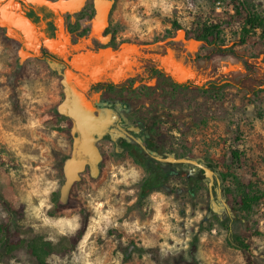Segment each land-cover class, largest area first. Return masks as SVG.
Returning a JSON list of instances; mask_svg holds the SVG:
<instances>
[{"label": "rangeland", "instance_id": "obj_1", "mask_svg": "<svg viewBox=\"0 0 264 264\" xmlns=\"http://www.w3.org/2000/svg\"><path fill=\"white\" fill-rule=\"evenodd\" d=\"M48 1L51 6L38 5L37 12L50 45L37 31L19 36L8 20L0 22V255L5 238L17 243L42 236L53 244L51 264H248L230 242L231 231L264 264V195L249 211L235 202L242 183L264 192V39L235 46L256 65L245 77L242 59L197 58L203 43L171 24L191 28L219 19L229 12L227 0L222 12L218 0ZM92 1L110 5L109 36L80 21L90 8L83 5ZM244 1L264 15V0ZM241 26V20L226 25L222 44L236 41ZM156 66L180 82L229 79L234 85L222 100L173 91L151 75ZM66 92L77 99V112L86 100H120L132 121L152 126L163 151L202 158L220 180L214 205L202 174L158 178L141 196V186L156 175L107 138L98 141L97 176L68 162L85 129L63 105ZM92 111L107 118L97 107ZM56 197L67 208L56 211ZM85 216L87 231L72 247ZM18 245L5 264H38Z\"/></svg>", "mask_w": 264, "mask_h": 264}, {"label": "flooded vegetation", "instance_id": "obj_2", "mask_svg": "<svg viewBox=\"0 0 264 264\" xmlns=\"http://www.w3.org/2000/svg\"><path fill=\"white\" fill-rule=\"evenodd\" d=\"M37 0H0V22L8 20L9 28L12 32L21 36V31H27V35H32L37 31L46 45H50V39L45 38L46 29L39 24L40 13L37 12L38 5H48L36 3ZM90 8L82 14L80 21H85L95 28V31L105 33L109 36V3L92 1L86 3ZM108 38V37H106ZM58 61H61L58 59ZM62 62V61H61ZM71 92H66L64 104L68 113L74 114L78 125H83L84 129L92 125L91 132L85 130L80 138L76 139L73 145V154L68 162L80 163L81 169L89 166L91 169L93 162L97 164L100 172V152L98 141L104 138L109 139L118 149L125 150L135 159L143 162L144 165L154 174L156 178L166 181L173 175H185L189 178H197L201 174L205 176L201 167L185 161H163L161 158L174 157L175 159L188 158L197 160L199 163L209 167L202 158H195L189 154H179L175 151H163L153 133L152 126L146 123L132 121L128 114L127 104L120 100L99 99L92 102L86 100L82 102V111H76L75 102ZM97 107L107 118L103 121L94 115L93 108ZM97 113V112H96ZM82 132L80 133V135ZM70 162V163H71ZM210 168V167H209ZM67 169V168H66ZM212 169V168H211ZM213 197H209L214 205L219 194L220 180L214 172ZM209 183V179L205 176Z\"/></svg>", "mask_w": 264, "mask_h": 264}, {"label": "trees", "instance_id": "obj_3", "mask_svg": "<svg viewBox=\"0 0 264 264\" xmlns=\"http://www.w3.org/2000/svg\"><path fill=\"white\" fill-rule=\"evenodd\" d=\"M230 6L233 7V12H225L223 16L215 20H201L197 24H194L191 28H185L178 23L176 20H172L171 24L174 28L183 29L185 33V38L190 39L194 38L203 43L197 58H206L211 59L214 55H232L234 57L240 58L243 60L247 73L245 77L252 75L255 72L256 65L253 64L247 56L239 54L235 46L242 45L246 43L251 37L258 36L264 39V15L249 10L246 6L244 0H227ZM236 20L242 21L240 37L234 41L231 45L222 44V33L226 25L234 23ZM258 31H260L258 33ZM210 48V51L207 49ZM152 76H159L164 78L168 86H170L173 91L180 89L187 90H198L210 98L216 100H222L225 96V89L234 85L233 81L229 79H224L222 81L209 82L204 85H198L193 82H180L173 78L172 75L167 73L164 68L156 66L152 69ZM13 109L16 113H20L21 107L18 98H14ZM232 156L236 160L241 159V153L237 150H232ZM239 164V163H238ZM241 164V163H240ZM158 178L147 180L141 186V196H145L153 187L155 181ZM242 191L240 196L236 198V204L240 209L249 211L257 202H259L264 192L255 189L252 186V182L248 181L247 183H242ZM56 211H62L67 208V205L63 203L62 198L56 197L54 200ZM88 228V217H84L82 223L76 233L73 235L71 241L72 247H76ZM229 240L237 248L243 251L246 256L248 264H259L255 255L252 253L250 245L240 238L239 236L229 232ZM21 244L26 247L28 253L32 255L38 264H51L49 262V256L53 253V244L50 240L45 239L42 236H35L26 242H11L8 238L3 240L2 244V255H0V264H5L3 258L13 251L14 248ZM134 248V245L129 247V252Z\"/></svg>", "mask_w": 264, "mask_h": 264}, {"label": "water", "instance_id": "obj_4", "mask_svg": "<svg viewBox=\"0 0 264 264\" xmlns=\"http://www.w3.org/2000/svg\"><path fill=\"white\" fill-rule=\"evenodd\" d=\"M40 3H44V4H49L50 2L48 0H37ZM85 130H88L87 132H91L92 130V125L85 127ZM161 160L163 161H185V162H189L191 164L197 165L199 167H201L204 171L205 176L209 179V183H208V188L210 191V196L213 197V184H214V171L203 165L202 163H199L197 160L194 159H188V158H181V159H175L174 157H169V158H161ZM90 173L93 177L97 176L99 174V167L97 166V164L95 162H93L92 167L90 169ZM69 182L67 183L68 186ZM65 190V189H64Z\"/></svg>", "mask_w": 264, "mask_h": 264}, {"label": "built area", "instance_id": "obj_5", "mask_svg": "<svg viewBox=\"0 0 264 264\" xmlns=\"http://www.w3.org/2000/svg\"><path fill=\"white\" fill-rule=\"evenodd\" d=\"M216 9H217V11H219V12H222L223 11V1H221V0H218L217 2H216ZM234 10H233V7L232 6H230L229 7V12H233Z\"/></svg>", "mask_w": 264, "mask_h": 264}]
</instances>
